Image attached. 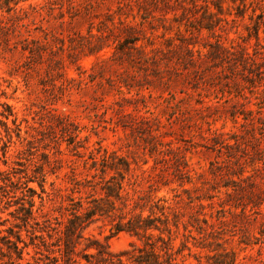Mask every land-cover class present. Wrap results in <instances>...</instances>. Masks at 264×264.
Segmentation results:
<instances>
[{
    "label": "rangeland",
    "instance_id": "1",
    "mask_svg": "<svg viewBox=\"0 0 264 264\" xmlns=\"http://www.w3.org/2000/svg\"><path fill=\"white\" fill-rule=\"evenodd\" d=\"M1 111L0 264H51L116 171L173 263L264 264V0H0ZM112 225L76 252L143 245Z\"/></svg>",
    "mask_w": 264,
    "mask_h": 264
},
{
    "label": "trees",
    "instance_id": "2",
    "mask_svg": "<svg viewBox=\"0 0 264 264\" xmlns=\"http://www.w3.org/2000/svg\"><path fill=\"white\" fill-rule=\"evenodd\" d=\"M216 8L220 5L214 4ZM136 39L134 37L127 40L128 42H134ZM220 46L217 42L213 47ZM187 51H190L187 49ZM210 51V50H209ZM192 56V55H190ZM193 59V57L191 58ZM0 112V115L7 119L10 115V111ZM0 122H2L0 120ZM14 123V121H13ZM7 132L9 127L6 122H2ZM0 141H2L0 137ZM123 170H129V163L124 160ZM107 168L113 169L110 164L104 163L101 172L105 173ZM118 170L117 167H114ZM120 176L119 179L115 175H110L109 179L105 180V183L100 185V189L104 190L103 196H98L92 198L85 203L79 198L77 201H73L75 207H71L69 215L67 217V223L63 229H57L54 233L56 234V239L53 246L56 247L54 252H57L58 256L52 255L53 252L47 254V258L50 260L51 264H61L60 260L64 261V264H72L76 259H73L72 255H80L84 258V264H175L173 252H171V246L168 240H165L161 235L163 231L169 232L167 218L164 214V207L156 205L165 217H158L148 214L146 216L142 215V212L132 213V211L139 204L136 200H133L131 208L129 200L131 199L127 191H125L123 185L124 174L123 172L116 171ZM43 184H40L42 187ZM125 191V192H124ZM124 192V193H123ZM141 199V197H137ZM87 204V205H86ZM95 216H107L111 217L113 225L111 227L112 233H117L119 231L128 232L139 239H142L141 247H134L131 251H124L119 254H112L107 250V246L100 244L94 240H88L89 242L85 244V247L81 251L76 252V247L80 244L81 240H84L83 229L86 223L90 222ZM161 224V227L159 224ZM152 230H158V234H154ZM87 240V239H86ZM94 246V247H93ZM95 248V253L86 252L87 248ZM159 251H163L162 256L165 258L160 261ZM122 256H127L128 263L122 260Z\"/></svg>",
    "mask_w": 264,
    "mask_h": 264
}]
</instances>
